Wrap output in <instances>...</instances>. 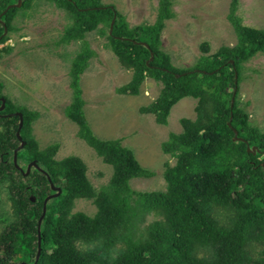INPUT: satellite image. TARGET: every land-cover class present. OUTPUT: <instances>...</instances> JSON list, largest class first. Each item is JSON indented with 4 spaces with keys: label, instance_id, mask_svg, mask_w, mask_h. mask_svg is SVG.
Returning a JSON list of instances; mask_svg holds the SVG:
<instances>
[{
    "label": "trees",
    "instance_id": "1",
    "mask_svg": "<svg viewBox=\"0 0 264 264\" xmlns=\"http://www.w3.org/2000/svg\"><path fill=\"white\" fill-rule=\"evenodd\" d=\"M33 1L22 0L21 7H11L1 16L9 30L19 8H29ZM49 1L68 9L73 20L59 42L83 41L72 62L73 101L65 113L78 123L79 136L113 166V174L96 191L88 182L87 166L81 158L56 159L58 143L39 148L31 133L39 111L14 108L7 101L0 110V125L5 127L0 131V185L7 184L14 218L0 232V264H264V130L252 125L248 113L238 106L243 63L258 52L264 53V27L243 24L237 13L239 1L232 0L228 19L237 43L220 46L212 56L204 41V54L198 61L178 68L161 48V32L166 21L175 16L173 0H159L156 20L135 26L128 24L114 4L102 0ZM17 2L0 0V15ZM96 28L107 36L106 47L133 70L131 79L116 88L118 93L139 94L148 76L163 83L157 98L142 105L141 112L152 113L157 122L167 124L174 104L186 96L198 98L196 118H181L182 131H172L162 142L163 151L176 158L164 171L166 190L133 189L131 179L152 177L156 171L139 162L123 143L124 137L101 139L89 124L80 79L95 53L85 36ZM7 39L0 21V44ZM16 109L23 112L21 135L26 141L18 151L17 163L18 129H8L9 121L19 127L20 117L10 114ZM234 129L243 139H234ZM33 160L39 167L33 166L25 174L21 168L26 171ZM49 176L62 191L47 202L40 226L42 251L36 260L38 220L45 198L55 193ZM78 197L94 198L97 212H73ZM216 205L232 213L228 224L214 216ZM154 211L163 219L150 224L146 237H137L139 221ZM78 240H102L108 248L125 240L126 247L108 260L96 250L80 249ZM21 245L26 248L23 258L18 257ZM199 249H205L207 255L199 256ZM256 249L258 255H254Z\"/></svg>",
    "mask_w": 264,
    "mask_h": 264
},
{
    "label": "rangeland",
    "instance_id": "2",
    "mask_svg": "<svg viewBox=\"0 0 264 264\" xmlns=\"http://www.w3.org/2000/svg\"><path fill=\"white\" fill-rule=\"evenodd\" d=\"M159 0H102L114 4L125 16L130 26L150 24L156 20ZM232 0H173L175 16L166 21L161 32V48L178 68L193 66L204 54L201 44L210 45L208 55L214 56L222 45L233 46L237 36L228 19ZM237 13L243 24L264 27V0H238ZM21 7V6H20ZM71 12L49 0H34L31 7L19 8L11 22L8 39L0 44L1 93L14 108L24 107L39 111L31 123V133L40 149L58 143L56 159L67 156L81 158L87 166V179L96 190L107 184L113 174V166L103 158L79 134V125L65 113L73 101L72 62L83 47L82 40L66 44L59 40L72 23ZM102 24L98 26L101 27ZM98 28L88 31L85 40L94 50L88 67L81 74L80 84L86 100L84 109L89 124L101 139L124 137L123 143L131 148L139 162L156 171L152 177H134L133 189L139 191L166 190L164 177L166 166L174 165L176 158L165 153L162 142L170 133L181 132V118H196L198 98L186 96L171 109L168 123L157 122L152 113L140 111L142 105L152 102L163 86L161 81L148 76L137 95L116 91L127 83L133 70L125 67L119 57L106 47V35ZM238 106L249 115L252 125L264 130V53L258 52L243 63ZM15 110L12 113L18 112ZM10 113V114H12ZM5 127L0 125V131ZM8 129L15 131L18 125L9 121ZM2 141V138H0ZM29 164V163H28ZM89 215L97 212L94 198L78 197L73 212ZM214 216L228 224L232 213L221 206H214ZM14 218L7 184L0 185V232ZM158 212H148L137 225V237H146L148 227L162 220ZM82 250H96L98 255L113 260L126 247V241H118L108 248L102 240L76 242ZM25 247H18V257L23 258ZM199 256L207 255L199 249ZM258 255V249L254 251Z\"/></svg>",
    "mask_w": 264,
    "mask_h": 264
},
{
    "label": "water",
    "instance_id": "3",
    "mask_svg": "<svg viewBox=\"0 0 264 264\" xmlns=\"http://www.w3.org/2000/svg\"><path fill=\"white\" fill-rule=\"evenodd\" d=\"M22 4V0H18L17 3H14V4H10L8 5L7 9H5L3 11V13L0 15V21L3 23L4 25V33L7 34L8 33V26L7 24L1 19V16L11 7H20ZM114 21L115 19H113L112 23H111V26H110V32L112 31L113 29V25H114ZM146 44V43H145ZM154 58V53L152 52L151 53V60ZM0 100H1V105H0V110H3L6 106V98L5 97H0ZM234 101V99H232ZM12 114H17L19 117H20V123H19V127H18V130L16 132L17 134V137L18 139L20 140V145L18 146V148L15 149L14 151V161L15 163H17V157H18V151L19 149L23 148L25 145H26V141L23 139L22 135H21V129L23 127V124H24V117H23V112H15V113H12ZM232 117L230 118V121H229V124H231V120H232ZM234 133H235V136H234V139H243L242 137L239 136V133H238V130L237 129H234ZM253 150L256 149V147H253L252 148ZM250 147H249V150H252ZM256 151V150H255ZM35 166V167H39L38 163L36 162V160H33L31 161L28 166H27V170L25 171L24 169L21 168V170L23 172H25V174H28L31 170V168ZM49 179H50V182H51V186L53 188V190H55L56 192L55 193H52V194H49L45 200H44V206H43V212L38 220V251H37V254H36V260L40 257V254H41V251H42V233H41V229H40V226H41V222H42V219L44 218L45 216V213H46V210H47V202L50 198H53V197H57L61 194V191H62V188L60 186H56L54 184V182L51 180L50 176H49ZM21 264H35L34 263H29V262H26V261H23Z\"/></svg>",
    "mask_w": 264,
    "mask_h": 264
},
{
    "label": "bare ground",
    "instance_id": "4",
    "mask_svg": "<svg viewBox=\"0 0 264 264\" xmlns=\"http://www.w3.org/2000/svg\"><path fill=\"white\" fill-rule=\"evenodd\" d=\"M22 5V4H21ZM6 103H7V100H6ZM18 112H20V111H18ZM56 192V191H55Z\"/></svg>",
    "mask_w": 264,
    "mask_h": 264
},
{
    "label": "flooded vegetation",
    "instance_id": "5",
    "mask_svg": "<svg viewBox=\"0 0 264 264\" xmlns=\"http://www.w3.org/2000/svg\"><path fill=\"white\" fill-rule=\"evenodd\" d=\"M3 115H5V113H3ZM7 115V114H6Z\"/></svg>",
    "mask_w": 264,
    "mask_h": 264
}]
</instances>
